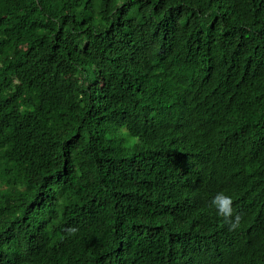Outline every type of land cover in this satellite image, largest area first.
I'll use <instances>...</instances> for the list:
<instances>
[{
	"label": "trees",
	"instance_id": "16d2710c",
	"mask_svg": "<svg viewBox=\"0 0 264 264\" xmlns=\"http://www.w3.org/2000/svg\"><path fill=\"white\" fill-rule=\"evenodd\" d=\"M0 264H264V0H0Z\"/></svg>",
	"mask_w": 264,
	"mask_h": 264
}]
</instances>
